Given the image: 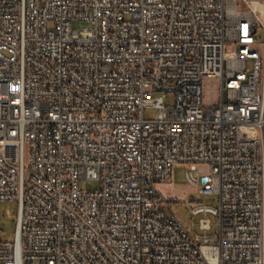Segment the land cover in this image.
<instances>
[{"label":"built area","instance_id":"built-area-1","mask_svg":"<svg viewBox=\"0 0 264 264\" xmlns=\"http://www.w3.org/2000/svg\"><path fill=\"white\" fill-rule=\"evenodd\" d=\"M263 5L0 0V264H264ZM178 165L216 234L159 190Z\"/></svg>","mask_w":264,"mask_h":264},{"label":"rangeland","instance_id":"rangeland-1","mask_svg":"<svg viewBox=\"0 0 264 264\" xmlns=\"http://www.w3.org/2000/svg\"><path fill=\"white\" fill-rule=\"evenodd\" d=\"M167 2L168 0H162ZM257 4V8H259ZM264 18V5L261 6ZM87 26L84 22H75L74 29H79ZM258 43L264 42V30L260 27L256 34ZM231 45H228V52L231 50ZM159 116L158 109L148 107L144 110V118L146 120H155ZM257 135L256 131H251V137ZM203 169H207L203 167ZM190 168L186 165H178L173 168L171 183L162 184L159 187L161 193L171 202L170 207L172 212L176 214L181 224L188 229L193 236H212L218 232L219 219L211 214L194 215L192 213V199L196 198V203L202 206L217 208L219 206V198L217 196H203L198 193L190 184L187 178V173ZM80 188L83 191H96L100 188V182L97 180H87L80 182ZM17 203H0V240L13 241L17 229ZM202 220H209L211 230L204 231L200 228Z\"/></svg>","mask_w":264,"mask_h":264},{"label":"bare ground","instance_id":"bare-ground-1","mask_svg":"<svg viewBox=\"0 0 264 264\" xmlns=\"http://www.w3.org/2000/svg\"><path fill=\"white\" fill-rule=\"evenodd\" d=\"M252 6H253L254 8H257V3H253Z\"/></svg>","mask_w":264,"mask_h":264}]
</instances>
